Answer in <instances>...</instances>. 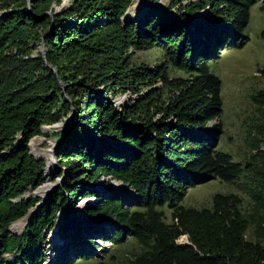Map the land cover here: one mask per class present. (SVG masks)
<instances>
[{
  "label": "trees",
  "instance_id": "1",
  "mask_svg": "<svg viewBox=\"0 0 264 264\" xmlns=\"http://www.w3.org/2000/svg\"><path fill=\"white\" fill-rule=\"evenodd\" d=\"M61 1L0 0V264L15 249L37 263L58 209L92 196L79 212L64 214L58 234L74 246L82 239L97 247L85 237L105 220L117 222L108 240L125 231L138 246L118 264H264V122L244 164L215 148L219 129L209 125L222 103L208 62L223 46L239 45L233 37L257 0H166L167 10L149 0L126 23L121 16L132 0ZM258 7L264 12V0ZM258 35L264 40V24ZM39 42L44 56L29 52ZM148 48L160 49L163 59L151 66L132 60ZM169 64L184 75H169ZM126 90L121 103L110 100ZM250 99L264 106V85ZM64 116L55 149L60 181L22 233H12L9 223L38 200L19 195L44 179V161L27 142ZM103 176L126 183L140 205L124 208L119 194L96 191ZM243 176L251 212L235 192L212 193L209 206L180 204L189 186ZM164 204L169 221L158 208ZM180 235L186 241H177Z\"/></svg>",
  "mask_w": 264,
  "mask_h": 264
},
{
  "label": "rangeland",
  "instance_id": "2",
  "mask_svg": "<svg viewBox=\"0 0 264 264\" xmlns=\"http://www.w3.org/2000/svg\"><path fill=\"white\" fill-rule=\"evenodd\" d=\"M66 1L62 0L60 5ZM165 2L166 0H158L154 5L160 9L167 10L165 9ZM260 2L261 0H257L250 5L246 25L242 28L241 34L233 37L234 41L239 42V45L227 44L223 46L219 49L218 56L208 62L210 71L219 77V94L222 103L219 114L209 121V125H216L219 129L216 130L215 148L229 153L233 160L239 161L241 164L245 163L249 153L252 151L251 137L256 134L258 135L257 129L264 122V106H258L250 99V94L264 85V74L259 71V68L264 67V40L258 35L260 28L264 24V12L258 7ZM147 3L151 2L148 0ZM60 5L55 6V8L58 9ZM131 7L132 4L127 7L129 9L125 11L126 15ZM2 11L0 10V13ZM168 13L171 15L176 14L174 9L168 10ZM137 15L130 17V19L134 20ZM37 51H40L41 55L44 56L41 42L36 43L29 50L32 55H35ZM162 59V51L158 48L138 49L132 55L134 62H144L149 66L160 62ZM46 65L48 64L46 63ZM168 71L171 76L184 75L182 71L170 64L168 65ZM129 94L130 91L126 90L120 93L109 94V98L114 103L119 104ZM66 117L68 116H64L54 122L56 126L54 123L42 125L41 131L43 134H35L27 142L29 152L35 158H41L44 161V179L40 183L41 185L38 184L34 188L28 187L19 197H36L38 198L36 202L40 203L39 207L45 203L44 195L40 193L41 187L49 182L52 187H50L51 191L57 186L61 178L56 172L58 168L55 149L61 144L60 135L56 133L66 128L63 123ZM52 144L54 145L53 149ZM51 165L53 168L48 181L46 174ZM247 184L245 176L228 181L220 180L217 177L209 178L189 186L180 200V204L195 207L209 206L212 193L235 192L240 196L241 209L245 213H248L253 209V199L247 190ZM93 187L96 191L105 195L111 193L119 194L121 205L124 208L130 209L140 205L138 197H136L131 187L108 176L98 178ZM92 199L93 196L83 199L77 198L74 204L70 205L66 203L58 209L54 223L42 234L43 251L37 263H30L20 258L19 250L15 249L12 252H5L3 254L5 264H118L121 258L131 255L132 252L138 249V246L128 233L123 231L119 235L117 242H110L106 237L116 227H121L120 224L114 221L105 220L101 222L99 226L101 230L99 232H91L85 237V239H91L97 243V247H91L90 244L82 239L77 240V244L74 246L69 238L63 239L59 236L57 227L64 214L79 212ZM158 208L163 212L165 221H169L170 207L164 204ZM24 228L14 230L11 226V230L9 229V231L19 234L22 233ZM250 233L251 228L246 231L247 238H251ZM100 234H103V237ZM177 241H186L185 236L180 235ZM80 249L85 251V253L83 252L84 256L79 254L81 252Z\"/></svg>",
  "mask_w": 264,
  "mask_h": 264
},
{
  "label": "bare ground",
  "instance_id": "3",
  "mask_svg": "<svg viewBox=\"0 0 264 264\" xmlns=\"http://www.w3.org/2000/svg\"><path fill=\"white\" fill-rule=\"evenodd\" d=\"M144 4V0H134L133 3H132V7L130 8L129 12L127 13V15L125 16L124 15V18H130V17H133V16H136L137 14H139V11H141L140 9L142 8ZM127 11V10H126ZM132 12V13H131ZM126 13V12H125ZM56 126V125H55ZM54 148V145L52 144V149ZM51 149V150H52ZM47 157H49V155H47ZM52 168L53 166L51 165L49 167V169L47 170V174H46V178L47 180L49 181V176L51 175L52 173ZM51 185L49 182H47L46 184H44L42 187H41V190H40V193L42 195H45L49 189H50ZM29 213V211H28ZM28 213L26 215H24L23 217L19 218L16 220V222H12L10 225H9V228L12 226V229H17V230H20L21 228H24L26 222H27V218H28ZM11 230V229H10Z\"/></svg>",
  "mask_w": 264,
  "mask_h": 264
},
{
  "label": "water",
  "instance_id": "4",
  "mask_svg": "<svg viewBox=\"0 0 264 264\" xmlns=\"http://www.w3.org/2000/svg\"><path fill=\"white\" fill-rule=\"evenodd\" d=\"M28 1L29 0H27V3H28ZM147 2H148V0H144V4H143V6L142 7H144L146 4H147ZM126 11V10H125ZM125 11H124V13H123V15L121 16V18H122V20H123V23H126L127 21H129V20H131L130 18H124V15H125ZM69 117V116H68ZM68 117H66L65 119H64V125L65 126H67V121H68ZM56 123H54V125H55ZM52 188V187H51ZM50 188V189H51ZM50 189H49V191L43 196V198H44V201L46 200V198H47V196H48V194H49V192H50ZM40 206V203L39 202H36V205H34L32 208H30L28 211H29V213H28V218H27V222L26 223H28V221H29V218H30V216H31V214L36 210V208H38ZM27 211V212H28ZM9 225H10V223H9ZM9 225L6 227V229H10L9 228Z\"/></svg>",
  "mask_w": 264,
  "mask_h": 264
},
{
  "label": "clouds",
  "instance_id": "5",
  "mask_svg": "<svg viewBox=\"0 0 264 264\" xmlns=\"http://www.w3.org/2000/svg\"><path fill=\"white\" fill-rule=\"evenodd\" d=\"M185 236V235H184ZM185 239H186V236H185Z\"/></svg>",
  "mask_w": 264,
  "mask_h": 264
}]
</instances>
